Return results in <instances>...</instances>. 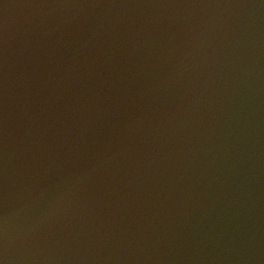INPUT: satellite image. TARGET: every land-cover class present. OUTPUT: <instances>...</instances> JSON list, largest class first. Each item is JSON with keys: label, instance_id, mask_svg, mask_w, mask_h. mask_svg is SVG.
I'll use <instances>...</instances> for the list:
<instances>
[{"label": "water", "instance_id": "obj_1", "mask_svg": "<svg viewBox=\"0 0 264 264\" xmlns=\"http://www.w3.org/2000/svg\"><path fill=\"white\" fill-rule=\"evenodd\" d=\"M0 264H264V0H0Z\"/></svg>", "mask_w": 264, "mask_h": 264}, {"label": "snow or ice", "instance_id": "obj_2", "mask_svg": "<svg viewBox=\"0 0 264 264\" xmlns=\"http://www.w3.org/2000/svg\"><path fill=\"white\" fill-rule=\"evenodd\" d=\"M67 3L68 0H44V3ZM6 51V40L0 37V72H2Z\"/></svg>", "mask_w": 264, "mask_h": 264}]
</instances>
